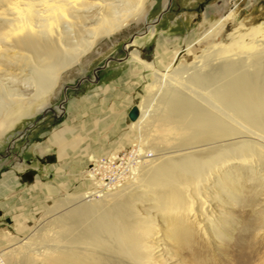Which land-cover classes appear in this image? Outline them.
Listing matches in <instances>:
<instances>
[{
    "label": "bare ground",
    "instance_id": "bare-ground-1",
    "mask_svg": "<svg viewBox=\"0 0 264 264\" xmlns=\"http://www.w3.org/2000/svg\"><path fill=\"white\" fill-rule=\"evenodd\" d=\"M153 1L0 0V138L34 103L44 110L63 72L99 40L146 22ZM257 6L250 0L247 9ZM240 17L236 4L221 15L217 43L210 33L204 41L189 33L183 45L160 37L151 57L134 58L149 71L148 94L131 124L128 180L106 186L73 166L79 172L44 210L52 212L47 222L1 248L0 264H169L159 247L165 239L184 253L182 264H264V19ZM68 129L50 142L59 158L77 160L82 134L67 141ZM170 143L171 151L154 152ZM102 145L103 155L122 151ZM20 217L23 232L28 215Z\"/></svg>",
    "mask_w": 264,
    "mask_h": 264
},
{
    "label": "rangeland",
    "instance_id": "rangeland-1",
    "mask_svg": "<svg viewBox=\"0 0 264 264\" xmlns=\"http://www.w3.org/2000/svg\"><path fill=\"white\" fill-rule=\"evenodd\" d=\"M249 1L171 0L168 7L170 0H154L148 4L146 22L152 24L148 30L146 22L132 23L111 37L99 40L94 49L83 57L81 64L67 68L57 87L44 100L48 106L40 111L37 108L39 104L34 103L30 114L21 117L0 138V249L9 245L16 247L15 239L29 240L33 230L47 222L52 212L47 215L44 210L54 209L60 199L62 184L71 174L79 172L74 171L73 166L83 170L90 168L98 155L102 156L108 150L102 149L103 143L112 150H135L131 141L137 132L131 129L134 120L130 112L144 104L148 92L143 76L149 71L134 66V58L151 57L160 37L178 38L183 45L189 33L193 32L194 41H204V34L210 33L214 43L221 41L223 35H218L222 27L219 20L235 4L241 10L240 19H252L256 25L261 24L264 17L259 14L264 12V0H253L258 6L252 13L247 9ZM225 29L228 30L229 25L226 24ZM138 32L145 33L139 35ZM133 35H136L134 39ZM98 67L101 68L95 72ZM83 77L85 79L80 81ZM104 120L108 121L105 126ZM67 127V141H73V135L82 134L83 140L76 141H82L84 149L77 160L71 155L59 158L57 147L50 142L56 129ZM91 143L93 147L89 146ZM169 145V148L158 146L154 152L171 151L174 147L171 143ZM93 149L97 154L91 153ZM126 156L131 157L132 153L128 151ZM5 174L13 178L14 186L11 183L5 185L2 195ZM79 178V175L74 178L76 183H81ZM50 185L56 191H49ZM11 198H17V201L11 204ZM25 214L28 215L29 226L22 232L17 221H21V215L26 217ZM11 237L12 243L9 241ZM166 240H161L159 247L167 256L168 263L182 264L184 253L176 254L174 246L171 248L170 241ZM216 247L219 248L218 245ZM216 247H210L212 253V249H218ZM216 253L221 259L219 251Z\"/></svg>",
    "mask_w": 264,
    "mask_h": 264
},
{
    "label": "built area",
    "instance_id": "built-area-1",
    "mask_svg": "<svg viewBox=\"0 0 264 264\" xmlns=\"http://www.w3.org/2000/svg\"><path fill=\"white\" fill-rule=\"evenodd\" d=\"M130 149L127 150L130 152ZM128 151L122 150L115 157L102 155L90 165L91 172L97 177L102 178L104 183H107L106 186L113 187L120 179L121 181L119 183H125L130 176L129 157H126Z\"/></svg>",
    "mask_w": 264,
    "mask_h": 264
},
{
    "label": "water",
    "instance_id": "water-1",
    "mask_svg": "<svg viewBox=\"0 0 264 264\" xmlns=\"http://www.w3.org/2000/svg\"><path fill=\"white\" fill-rule=\"evenodd\" d=\"M170 3H171V0H170V2H169V4H168V7H169V5H170ZM167 10V9H166ZM165 10V11H166ZM165 11H163V13L165 12ZM161 16H162V14H161ZM160 16V17H161ZM154 23H156V22H154ZM134 38V37H133ZM114 58V57H113ZM114 59H117V58H114ZM101 67H98L96 70H95V72L98 70V69H100ZM85 79V77H83L80 81H82V80H84ZM65 101H63L62 103H64ZM137 113H138V108L137 107H134L133 109H132V111L130 112V117H131V119H135V118H137Z\"/></svg>",
    "mask_w": 264,
    "mask_h": 264
},
{
    "label": "crops",
    "instance_id": "crops-1",
    "mask_svg": "<svg viewBox=\"0 0 264 264\" xmlns=\"http://www.w3.org/2000/svg\"><path fill=\"white\" fill-rule=\"evenodd\" d=\"M103 154V153H102ZM101 155V154H100ZM13 185V184H12ZM14 186V185H13ZM14 200H16L17 201V198H11V200H10V202H11V204H13V203H15V201Z\"/></svg>",
    "mask_w": 264,
    "mask_h": 264
}]
</instances>
